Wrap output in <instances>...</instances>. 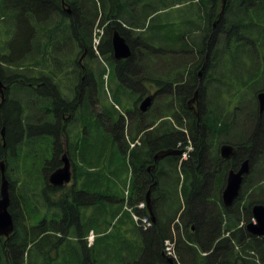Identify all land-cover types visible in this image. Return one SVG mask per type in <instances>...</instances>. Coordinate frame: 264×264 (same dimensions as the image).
I'll use <instances>...</instances> for the list:
<instances>
[{
    "label": "trees",
    "instance_id": "16d2710c",
    "mask_svg": "<svg viewBox=\"0 0 264 264\" xmlns=\"http://www.w3.org/2000/svg\"><path fill=\"white\" fill-rule=\"evenodd\" d=\"M179 3L190 5L187 15L168 13L162 22L159 12ZM219 14V0H0V78L7 87L0 161L15 222L9 239H0V264H170L167 240L176 244L174 264H264V239L246 229L253 207L264 205V113L257 101L264 92V0H228ZM99 17L108 25L95 50ZM116 31L132 49L121 62L113 56ZM98 57L115 66V85L108 86ZM148 83L157 88L155 104L130 127L133 119L124 115L137 103L126 94L146 92ZM197 91L199 116L188 106ZM189 142L187 161L154 160ZM224 144L237 148L235 159L221 158ZM64 153L74 183L54 188L48 175ZM259 157V175L252 170L226 207L228 171ZM35 165L44 177L39 192L30 189ZM149 192L155 222L144 229L125 206L147 202Z\"/></svg>",
    "mask_w": 264,
    "mask_h": 264
},
{
    "label": "water",
    "instance_id": "95a60500",
    "mask_svg": "<svg viewBox=\"0 0 264 264\" xmlns=\"http://www.w3.org/2000/svg\"><path fill=\"white\" fill-rule=\"evenodd\" d=\"M228 3V0H222V8L219 16L225 10V7ZM219 22V19L217 20ZM112 47H113V55L115 60L122 61L127 60L132 55L131 47L127 41V39L122 36L118 31L114 33L112 39ZM4 89L5 86L2 84L0 79V98L2 102L4 101ZM257 100L259 103L260 114L264 113V92H259L257 94ZM154 101V95H150L146 97L140 104V111L142 113L147 112ZM192 101V100H191ZM193 102H196V106L198 108V91L195 93V97ZM1 138L4 141L3 146H6L5 143V129H2L0 132ZM221 157L224 160H232L237 157V148L230 144H224L220 148ZM183 154L182 150L178 149H170L164 150L157 153L154 157L155 161L164 159L168 156H181ZM62 167L58 168L49 177V183L53 187H64L68 185L73 179V165L70 161L67 153L61 158ZM7 166L6 161H0V238L1 237H10L15 229L14 218L10 213V205H11V198H10V182L6 175ZM251 172V161L250 159H246L242 164L238 171H234L231 169L227 175V182L226 187L222 193V202L226 207H231L234 205L236 200L239 198L243 183L245 178ZM151 199H150V192L147 197V207L151 214ZM253 217L257 223H249L246 226L247 231L257 237L264 238V205L263 204H256L252 210ZM151 218L153 222H155V218L151 214ZM170 264H174L172 259H168Z\"/></svg>",
    "mask_w": 264,
    "mask_h": 264
},
{
    "label": "rangeland",
    "instance_id": "374dc122",
    "mask_svg": "<svg viewBox=\"0 0 264 264\" xmlns=\"http://www.w3.org/2000/svg\"><path fill=\"white\" fill-rule=\"evenodd\" d=\"M201 1V0H200ZM170 4H171V2H169V6H170ZM194 8H195V10H196V12L198 13L200 10H199V6L197 5V4H195L194 5ZM219 8H220V12H221V8H222V0H219ZM67 9H69V7H67ZM190 9V5H181L180 3L179 4H176V5H174V6H172V7H170L166 12L164 11V12H161V14H160V12H159V15L158 16H160V19H161V21L162 22H164L165 23V21L167 20V19H169V18H166L167 16H170V14H168V13H171V17L172 18H174V17H178V15H182V16H185V15H187V11ZM163 11V10H162ZM204 11V10H203ZM217 21V20H216ZM102 23H101V18L99 17L98 19H97V21H96V23H95V25L93 26V45L94 44H96V46H97V43H96V40L99 38V31H98V29H102L103 27L105 28L107 25H108V23L106 24V26L105 25H101ZM75 55H76V53H75ZM97 55L98 56H100L99 55V53L97 52ZM81 57V55L79 54V56L77 57V58H80ZM99 58V60L103 63V66H105L106 68H107V73H106V75H105V78L107 79V84H108V86H110L111 84L112 85H115V83H116V78H115V76H114V70H115V66H113V67H110L109 66V64H108V62L107 61H104V59L103 58H100V57H98ZM79 60V59H78ZM83 61H84V59H83ZM115 65V64H114ZM204 70V69H203ZM202 69L199 71V74L201 73V77H199V78H202L203 77V73H204V71H203ZM31 76H32V74H30ZM50 75H52V74H50ZM57 78V77H56ZM154 91L155 90H153L152 91V93H154ZM131 96V97H130ZM149 95H146V97H148ZM210 95H207V97H209ZM128 97H130V100H133V101H130L131 102V105H133L134 103L136 104V103H138L139 101H138V98H139V95L138 94H136V93H128V94H126V98H128ZM145 97V98H146ZM144 98V99H145ZM143 99V100H144ZM194 99V98H193ZM142 100V101H143ZM141 101V102H142ZM141 102L138 104V107L140 106V104H141ZM196 102H193V106H195L196 104H195ZM155 104V100H154V103H153V105ZM153 105H152V107H153ZM151 107V108H152ZM208 113H209V108H208V110H207V115H208ZM141 113H140V111H137L136 112V110L135 109H133L132 111H131V114H129V116H126V115H124L125 116V120L127 121V123H128V119H129V117H131L132 119H133V122L131 123V124H129L130 125V127H133V123H135V118L136 117H141V115H140ZM143 114V113H142ZM130 137H127V140L128 141H130V139H129ZM138 143V140H136V142H133V143H131L130 144V147H131V149H133V148H135V145ZM139 145V144H138ZM71 160V159H70ZM259 160V161H258ZM62 167V166H61ZM34 168H35V170L32 172V175H30L31 176V182H32V185L30 184V189L32 190V191H40L39 189H41L42 188V186H43V182H44V177H43V175H42V173H40L39 172V169H41V167H38V166H34ZM256 168V169H255ZM259 168H261V158L259 157V158H257V161H256V163H255V165H252V170H253V172H254V176H257V175H259ZM73 173H74V170H73ZM52 173L51 172H49V175H48V177L51 175ZM18 176H19V173H18ZM13 178H14V181H15V185H16V187H22V185L20 184V183H22V179H19L18 177H16V172L15 173H13ZM254 181V183H256L257 184V182H258V179H257V177L253 180ZM246 182H249L247 179L245 180V182L243 183V186L245 185V183ZM47 183L49 184V182L47 181ZM74 183V179L70 182V184H68L67 186H66V188L67 187H69L70 185H72ZM250 184H251V182H250ZM243 186H242V188H243ZM51 187H53V186H51ZM129 194H130V187L128 186L127 187V189L125 190V195H124V197H125V200L128 202V197H129ZM15 200H17V197L15 198ZM124 200V201H125ZM17 203V202H16ZM20 204H21V202H20ZM142 204V202H140L138 205H141ZM139 207V206H138ZM135 208V210H136V208H137V206L136 207H134ZM134 208L133 209H131L130 207H129V205L126 207L125 206V209H127L128 211H129V213H136L135 212V210H134ZM56 209V204H55V206H52V210H55ZM22 211H23V213H26L27 211H26V209L24 208V206H22ZM56 212V211H55ZM43 214L44 213H41L40 215H39V217L38 218H36L35 219V222H38L42 217H43Z\"/></svg>",
    "mask_w": 264,
    "mask_h": 264
},
{
    "label": "flooded vegetation",
    "instance_id": "af4514ba",
    "mask_svg": "<svg viewBox=\"0 0 264 264\" xmlns=\"http://www.w3.org/2000/svg\"><path fill=\"white\" fill-rule=\"evenodd\" d=\"M63 2H64V0H63ZM65 6V5H64ZM66 12H68L69 14L71 13V11L69 10V9H66ZM217 22V21H216ZM123 36V35H122ZM130 45V44H129ZM131 47V46H130ZM132 50V49H131ZM86 55H83V57H82V59L79 61V63L80 64H82V61H83V59H84V57H85ZM114 56V55H113ZM114 60H115V58H114ZM116 62H121V61H117V60H115ZM123 61V60H122ZM198 75H199V77H201V73L199 74L198 73ZM38 79H39V77H37ZM1 79V78H0ZM49 82H52V84L54 85L55 83H56V78H55V76H54V74H52L51 76H49ZM2 81V80H1ZM2 84L4 85V83L2 82ZM5 86V85H4ZM36 86L37 87H39L40 85H38V84H36ZM147 86V88H148V91H146V92H143V93H140V92H138L137 94L139 95V98H138V103H137V108L135 109L136 110V112L137 111H140V106L138 107V104L146 97V95H154V100H155V98H156V92H157V88L155 87V86H152L151 84H147L146 85ZM7 87L5 86V89H6ZM5 89H4V91H5ZM153 90H155L154 91V93H152V91ZM145 91V90H144ZM194 98V97H193ZM4 99H5V95H4ZM192 100V101H191ZM189 102H188V106H189V108H190V110L191 111H193V113H195L197 116H199V108H196V109H194L195 108V106H193L192 104H193V99H191ZM4 102V101H3ZM2 102V100H1V98H0V104L1 103H3ZM153 103H154V101H153ZM196 104V103H195ZM153 105V104H152ZM152 107V106H151ZM151 109V108H150ZM149 109V110H150ZM148 110V111H149ZM147 111V112H148ZM147 112H145V113H147ZM140 113H142L141 111H140ZM144 114V113H143ZM65 118H64V121L65 120H67V117L66 116H64ZM63 143H64V145L66 146V141H65V137H64V139H63ZM221 155V154H220ZM246 160V159H245ZM245 160H243V161H241V163L240 164H238L237 165V168L234 170V171H238L239 169H240V167H241V164L245 161ZM61 166H62V164H61ZM61 166H59L58 168H60ZM251 172H252V166H251ZM251 172H250V174H251ZM48 182H49V178H48ZM67 186V185H66ZM66 186H64V187H54V188H66ZM10 210V209H9ZM11 213V212H10ZM14 224H15V222H14ZM0 239H9V237L8 238H6V237H1Z\"/></svg>",
    "mask_w": 264,
    "mask_h": 264
},
{
    "label": "built area",
    "instance_id": "2783aa9c",
    "mask_svg": "<svg viewBox=\"0 0 264 264\" xmlns=\"http://www.w3.org/2000/svg\"><path fill=\"white\" fill-rule=\"evenodd\" d=\"M99 32H101L100 29H98ZM96 43L99 44V38L96 40ZM192 146L187 147V150L185 151V153L183 154V159L187 160L190 157V152L192 151ZM140 209H145V204L142 203L141 205H139ZM134 219L135 221L142 227L149 228L152 225L151 220L149 219V217L145 216V217H141L139 215H134ZM95 236L93 234H91V236L89 237V243L92 244L94 241ZM165 253L168 257L173 258V259H178L177 256V252H176V245H175V241L172 240H167L165 242Z\"/></svg>",
    "mask_w": 264,
    "mask_h": 264
},
{
    "label": "bare ground",
    "instance_id": "6f19581e",
    "mask_svg": "<svg viewBox=\"0 0 264 264\" xmlns=\"http://www.w3.org/2000/svg\"><path fill=\"white\" fill-rule=\"evenodd\" d=\"M192 149H193V147H192Z\"/></svg>",
    "mask_w": 264,
    "mask_h": 264
},
{
    "label": "crops",
    "instance_id": "0c3cea01",
    "mask_svg": "<svg viewBox=\"0 0 264 264\" xmlns=\"http://www.w3.org/2000/svg\"><path fill=\"white\" fill-rule=\"evenodd\" d=\"M92 232V231H91Z\"/></svg>",
    "mask_w": 264,
    "mask_h": 264
}]
</instances>
